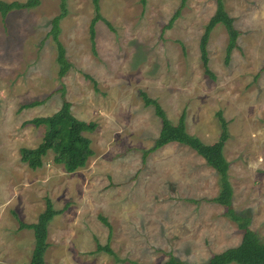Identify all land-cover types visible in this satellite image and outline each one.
I'll list each match as a JSON object with an SVG mask.
<instances>
[{
    "label": "rangeland",
    "instance_id": "rangeland-1",
    "mask_svg": "<svg viewBox=\"0 0 264 264\" xmlns=\"http://www.w3.org/2000/svg\"><path fill=\"white\" fill-rule=\"evenodd\" d=\"M61 1L0 15V264H30L34 230L20 221L36 222L47 198L62 212L49 223L45 264H161L172 256L200 263L241 242L238 222L208 200L220 194L221 178L201 155L170 142L144 157L162 123L141 90L174 124L184 114L187 131L206 143L219 139L222 111L233 207L264 242V0H224L240 35L227 62V29L214 27V76L200 40L216 0H100L112 27L98 20L94 44L93 1L66 0L60 77L51 30ZM64 98L76 117L98 123L85 133L95 153L75 172L54 162L53 151L32 169L20 149L37 146L46 127L24 122L53 114ZM34 101L42 103L21 108ZM101 215L119 259L97 250L110 232Z\"/></svg>",
    "mask_w": 264,
    "mask_h": 264
},
{
    "label": "trees",
    "instance_id": "trees-1",
    "mask_svg": "<svg viewBox=\"0 0 264 264\" xmlns=\"http://www.w3.org/2000/svg\"><path fill=\"white\" fill-rule=\"evenodd\" d=\"M94 4L95 17L90 24L91 40L94 44L96 29L95 25L98 20L105 21L110 27L111 23L101 15L100 0H92ZM143 4L146 0H141ZM41 4V0H0V15L5 20L12 10H22L34 8ZM62 11L55 16L52 22V34L58 47V62L60 64L59 74L62 77L65 74L67 66V57L65 55V47L59 39L60 22L66 16V0L61 1ZM179 10L173 19L167 24L171 25L172 21L178 16ZM222 23L228 32V44L226 48V61L231 58L232 51L238 47V37L240 30L235 26V18L226 10L224 0H216V10L206 25L204 33L200 40L201 59L207 74L214 76L209 67V50L208 45L211 33L214 27ZM90 77V76H89ZM91 78V77H90ZM65 91L63 90V97ZM140 94L146 105H152L156 115L161 119V129L159 136L156 138L153 147L144 150V157L158 148L165 146L170 142H178L193 148L201 155L208 165L213 167L221 178L222 190L220 194L214 198L208 199L224 205L227 208L228 215L238 222L242 231L241 242L232 247H228L200 263H192L171 257L169 260L161 264H264V242L258 234L251 229L250 217L240 215L233 207V186L229 179L230 162L227 160L224 149L227 140L230 137L228 130V121L223 116L222 111L217 113L221 127V135L218 140L213 143H206L200 137L190 134L187 131L185 123V115L182 114L179 122L174 124L168 117L164 107L160 102L148 95L147 92L141 90ZM42 103V101H34L24 104L21 108H27ZM24 124H34L36 126L44 125L46 127L42 141L35 147H22L20 149L21 161L26 163L30 168L37 169L44 165V157L50 152H54V162L63 164L68 172H75L84 168L89 159L94 155L95 151L92 147V140L87 136L86 132H94L98 123L96 121H87L76 117L72 112L71 101L64 98L61 107L51 115L37 116L24 122ZM62 212L54 208L53 201L46 199V207L42 211L36 222L27 223L20 221V229H33L35 236V245L32 251L30 264H45V254L49 247L48 233L49 223L54 216ZM106 226L109 227V239L106 244L98 243L97 250L104 251L110 255L116 256L114 249L110 245L112 236V226L105 216H100ZM119 259V258H118Z\"/></svg>",
    "mask_w": 264,
    "mask_h": 264
}]
</instances>
